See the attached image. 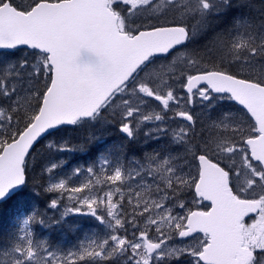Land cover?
Listing matches in <instances>:
<instances>
[{"label":"snow or ice","instance_id":"6c2138e0","mask_svg":"<svg viewBox=\"0 0 264 264\" xmlns=\"http://www.w3.org/2000/svg\"><path fill=\"white\" fill-rule=\"evenodd\" d=\"M6 206L0 264H264V0H0Z\"/></svg>","mask_w":264,"mask_h":264},{"label":"rangeland","instance_id":"374dc122","mask_svg":"<svg viewBox=\"0 0 264 264\" xmlns=\"http://www.w3.org/2000/svg\"><path fill=\"white\" fill-rule=\"evenodd\" d=\"M69 219H71L74 222L82 225L83 226L82 231L87 230L88 228H90L92 226V221H91V218H89V217H72ZM76 235H78V234L71 233L67 229L54 231V232L50 233L51 239L53 236H56L55 241H57V242L63 241L66 244L70 243V242H74Z\"/></svg>","mask_w":264,"mask_h":264},{"label":"trees","instance_id":"16d2710c","mask_svg":"<svg viewBox=\"0 0 264 264\" xmlns=\"http://www.w3.org/2000/svg\"><path fill=\"white\" fill-rule=\"evenodd\" d=\"M12 211H13V209H12L11 206H6V207L3 209V215L0 216V219H3V218H5V217L11 215ZM55 239H56V236H53V237H52V240L55 241Z\"/></svg>","mask_w":264,"mask_h":264}]
</instances>
